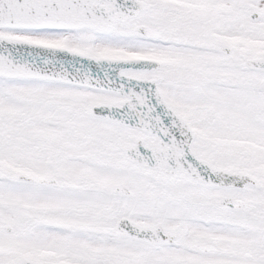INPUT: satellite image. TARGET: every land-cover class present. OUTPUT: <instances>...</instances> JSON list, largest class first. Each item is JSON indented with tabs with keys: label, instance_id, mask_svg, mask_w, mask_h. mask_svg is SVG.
<instances>
[{
	"label": "snow or ice",
	"instance_id": "snow-or-ice-1",
	"mask_svg": "<svg viewBox=\"0 0 264 264\" xmlns=\"http://www.w3.org/2000/svg\"><path fill=\"white\" fill-rule=\"evenodd\" d=\"M0 264H264V0H0Z\"/></svg>",
	"mask_w": 264,
	"mask_h": 264
}]
</instances>
